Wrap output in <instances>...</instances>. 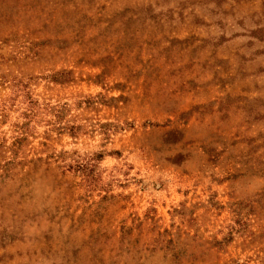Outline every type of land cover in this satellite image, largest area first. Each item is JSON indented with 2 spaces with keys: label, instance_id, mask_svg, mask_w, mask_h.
I'll use <instances>...</instances> for the list:
<instances>
[{
  "label": "rangeland",
  "instance_id": "obj_1",
  "mask_svg": "<svg viewBox=\"0 0 264 264\" xmlns=\"http://www.w3.org/2000/svg\"><path fill=\"white\" fill-rule=\"evenodd\" d=\"M0 264H264V0H0Z\"/></svg>",
  "mask_w": 264,
  "mask_h": 264
}]
</instances>
